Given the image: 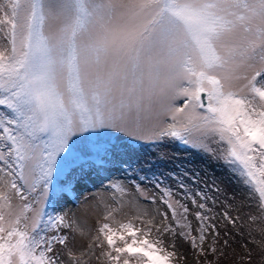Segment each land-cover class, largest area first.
Returning <instances> with one entry per match:
<instances>
[{
    "label": "snow or ice",
    "instance_id": "snow-or-ice-1",
    "mask_svg": "<svg viewBox=\"0 0 264 264\" xmlns=\"http://www.w3.org/2000/svg\"><path fill=\"white\" fill-rule=\"evenodd\" d=\"M132 142L230 169L264 218V0H0V264H87L93 247L103 264H171L168 235L208 264L228 258L217 221L227 237L238 217L186 172L174 185L131 166L111 176ZM93 174L110 200L94 198L102 219L77 250L88 233L59 205ZM145 182L160 195L143 199L164 209L129 200L124 213L129 185L143 194Z\"/></svg>",
    "mask_w": 264,
    "mask_h": 264
},
{
    "label": "rangeland",
    "instance_id": "rangeland-1",
    "mask_svg": "<svg viewBox=\"0 0 264 264\" xmlns=\"http://www.w3.org/2000/svg\"><path fill=\"white\" fill-rule=\"evenodd\" d=\"M115 133L112 134V139L115 142ZM121 144L129 143L126 139L120 140ZM132 147L135 151L132 153L129 163H121L120 161H113L105 165L106 168L112 170V177L126 178L130 174L131 168L136 169L140 173L141 168L143 173L147 174L151 179L155 177V173L160 176L161 181L165 185H174L176 177L183 178L186 172L188 178L184 181L189 185L193 191H203L209 196H214L217 199L216 210H227L233 217H238L237 227L230 228L232 235L224 236V221L218 220L220 226L221 238L228 239L232 248L235 249L233 253L232 248H229L228 258L222 261L219 259V264H240L241 257H243L244 264H248L246 253L251 251L253 255L252 264H258L260 261L261 244L264 243V218H261L256 213L257 196L249 191L246 186H242L240 180L230 169L221 167L217 163L210 161L206 157L191 152L178 143H162L159 145L144 144L132 142ZM111 159V158H110ZM109 173L101 172V176H107ZM107 181H105V185ZM142 187L145 192L142 194L129 185V195L124 197L125 206L124 213L132 214L136 211L129 200H134L139 203L142 210L148 213H153L157 209L163 210L165 206L151 204L150 201H145L143 195L151 197L153 194L159 197L160 193L154 188L150 187L145 182ZM103 196L110 200L109 193L104 191L100 186V182L96 175L93 174L91 179H85L76 189L75 193H68V199L61 201L59 207L68 211L70 214L75 213L81 219V226L88 233L84 237L77 234L75 247L79 249H87L88 243L95 235V229L98 227V221L102 219L103 208L94 210L91 205L94 203V198ZM76 197H79L77 202ZM51 210V209H49ZM170 216V213H169ZM250 216H256L255 220L249 219ZM192 227L196 228L198 222L194 217H190ZM169 221H165L168 223ZM242 225V227H241ZM169 245L168 251L174 252L171 264H208L207 261L197 256L194 250H191L189 244L185 243L178 237L168 235L165 237ZM175 242V249L171 244ZM100 250L98 248L87 249V255L83 259L87 264H103V258H97ZM95 253V254H93ZM211 259V257H209Z\"/></svg>",
    "mask_w": 264,
    "mask_h": 264
},
{
    "label": "bare ground",
    "instance_id": "bare-ground-1",
    "mask_svg": "<svg viewBox=\"0 0 264 264\" xmlns=\"http://www.w3.org/2000/svg\"><path fill=\"white\" fill-rule=\"evenodd\" d=\"M222 211H223V210H221V212H222ZM223 239H225V238H223ZM221 260L224 261L225 259H224V258H221ZM219 262H220V260H219ZM220 264H221V263H220Z\"/></svg>",
    "mask_w": 264,
    "mask_h": 264
}]
</instances>
